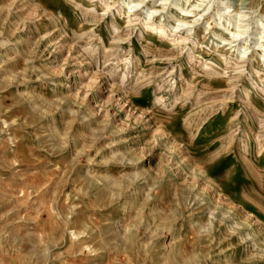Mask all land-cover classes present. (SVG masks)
I'll list each match as a JSON object with an SVG mask.
<instances>
[{
	"label": "rangeland",
	"instance_id": "rangeland-1",
	"mask_svg": "<svg viewBox=\"0 0 264 264\" xmlns=\"http://www.w3.org/2000/svg\"><path fill=\"white\" fill-rule=\"evenodd\" d=\"M0 264H264V0H0Z\"/></svg>",
	"mask_w": 264,
	"mask_h": 264
},
{
	"label": "bare ground",
	"instance_id": "bare-ground-1",
	"mask_svg": "<svg viewBox=\"0 0 264 264\" xmlns=\"http://www.w3.org/2000/svg\"><path fill=\"white\" fill-rule=\"evenodd\" d=\"M200 19V18H199ZM180 23V22H179Z\"/></svg>",
	"mask_w": 264,
	"mask_h": 264
}]
</instances>
